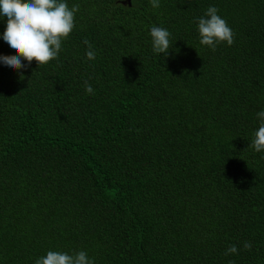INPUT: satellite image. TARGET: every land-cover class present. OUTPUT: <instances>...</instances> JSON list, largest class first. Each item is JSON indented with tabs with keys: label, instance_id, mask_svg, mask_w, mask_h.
Returning <instances> with one entry per match:
<instances>
[{
	"label": "trees",
	"instance_id": "1",
	"mask_svg": "<svg viewBox=\"0 0 264 264\" xmlns=\"http://www.w3.org/2000/svg\"><path fill=\"white\" fill-rule=\"evenodd\" d=\"M66 2L79 11L58 60L0 63V264L49 250L95 264H264V152L251 146L264 0ZM210 6L233 45L199 43ZM6 25L0 54L15 55ZM153 26L171 33L166 57Z\"/></svg>",
	"mask_w": 264,
	"mask_h": 264
},
{
	"label": "clouds",
	"instance_id": "2",
	"mask_svg": "<svg viewBox=\"0 0 264 264\" xmlns=\"http://www.w3.org/2000/svg\"><path fill=\"white\" fill-rule=\"evenodd\" d=\"M150 3L153 8L160 7V0H150ZM78 11L79 5L69 7L66 0H0V17H7L2 39L15 52V55L0 54V63L20 71L33 61L37 67H44L53 60H58L60 52L63 51V43L76 27ZM218 11L215 6H210L203 16L196 19L199 43L212 51L218 45L231 46L235 42V32L218 15ZM150 36L153 52L166 57L173 46L169 30L153 26ZM84 43L87 45V59L95 60L96 51L93 45L87 40ZM84 87L88 94H94V89L87 81L84 82ZM257 117L260 124L254 132L251 146L256 152H264V110L258 112ZM243 247L251 250L252 244L245 241ZM238 252L237 246L233 244L227 248L225 255ZM35 264H95V261L84 250L71 254L49 250L46 255L36 259Z\"/></svg>",
	"mask_w": 264,
	"mask_h": 264
}]
</instances>
